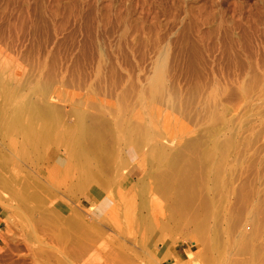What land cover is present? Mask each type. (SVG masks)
<instances>
[{
    "label": "rangeland",
    "instance_id": "obj_1",
    "mask_svg": "<svg viewBox=\"0 0 264 264\" xmlns=\"http://www.w3.org/2000/svg\"><path fill=\"white\" fill-rule=\"evenodd\" d=\"M129 1L0 0V264H264V0ZM29 98L62 114L34 149L5 126ZM191 155L198 206L174 216L160 175Z\"/></svg>",
    "mask_w": 264,
    "mask_h": 264
},
{
    "label": "bare ground",
    "instance_id": "obj_2",
    "mask_svg": "<svg viewBox=\"0 0 264 264\" xmlns=\"http://www.w3.org/2000/svg\"><path fill=\"white\" fill-rule=\"evenodd\" d=\"M131 1V5L132 6H134V4L137 2V1H135V0H130ZM129 1V2H130ZM145 1V0H144ZM147 1V0H146ZM145 1V2H146ZM138 2H139V0H138ZM141 2V1H140ZM144 3V2H143ZM143 7L145 6V4L143 5L142 3H140ZM129 5V4H128ZM138 5V4H137ZM140 5V6H141ZM23 6V5H22ZM139 6V5H138ZM141 6V7H142ZM131 8H133V7H131ZM135 8H138L136 5H135ZM135 8H134V10L133 9H130V10H133V11H136L135 10ZM128 10H129V8H127ZM143 9V8H142ZM144 9H146L145 7H144ZM140 10V9H139ZM149 10V9H148ZM139 12V11H138ZM130 13V12H129ZM129 13H127V14H129ZM134 13V12H133ZM136 13V12H135ZM143 12H141V14H142ZM145 14V13H144ZM130 16V15H129ZM131 17V16H130ZM142 17H143V15H142ZM141 17V18H142ZM144 18V17H143ZM153 18V17H152ZM159 19V18H158ZM131 20V19H130ZM129 20V21H130ZM138 20V19H137ZM139 20H142V19H139ZM128 21V22H129ZM157 21V20H156ZM132 22H133V19H132ZM134 22H135V20H134ZM140 22V21H139ZM152 22V21H151ZM136 23V22H135ZM137 23H138V21H137ZM136 23V24H137ZM156 23V22H155ZM130 24H131V22H130ZM139 24V23H138ZM137 24V25H138ZM157 24V23H156ZM129 25V24H128ZM141 25V24H140ZM139 25V26H140ZM136 26V25H135ZM142 26V25H141ZM147 26V25H146ZM154 26V25H153ZM152 26V27H153ZM136 27H138V26H136ZM138 28H140V27H138ZM143 28V27H142ZM141 28V29H142ZM151 28V27H150ZM144 29V28H143ZM147 29V28H146ZM155 29V28H154ZM140 30V29H139ZM148 30V29H147ZM145 31V30H144ZM142 32V33H145V32ZM147 32V31H146ZM147 34V38L149 37V31H148V33H146ZM144 38H146V37H144ZM144 38H142V39H144ZM146 38V39H147ZM149 39H150V37H149ZM153 41V40H152ZM156 42V41H155ZM161 54V53H160ZM159 73V72H158ZM4 74V73H3ZM160 75V74H159ZM160 78H161V76H160ZM158 80H160V79H158ZM157 82V79H155V81H154V84L152 85L153 87L151 88V89H153V91L157 94V91H158V89L160 88H158V86H159V84H157L156 83ZM5 86V85H4ZM1 87H3V84H2V80H1V78H0V88ZM5 88H6V86H5ZM6 90H8L7 88H6ZM6 90H3L4 91V93H6ZM0 91H1V89H0ZM151 92H152V90H151ZM153 92V93H154ZM158 92H160V91H158ZM164 92V91H163ZM47 93V92H46ZM50 93V92H49ZM154 93V94H155ZM155 94V95H156ZM9 95H10V92H9ZM157 95H161V94H157ZM33 96V95H32ZM39 96V95H38ZM40 97V96H39ZM8 98V97H7ZM6 98V99H7ZM42 98V97H41ZM6 99H5V103L4 104H6ZM21 99V98H20ZM153 99H155L154 98V96H153ZM10 102V100L9 101H7V103H9ZM42 102V101H41ZM43 103V102H42ZM41 104V103H40ZM5 106V105H4ZM3 106V107H4ZM13 110H12V112H10V114L11 115H9L10 117H9V119H6L7 120V122H5V126H7L8 128L10 127V130H12V132H14L16 129L15 128H17L18 130L17 131H19V132H21V136L24 138V140L26 141V142H29L30 144H31V149H34L35 147H37L38 145H41L42 143H44V141L45 140H49L51 137H52V135H53V133H54V135L56 134V131H57V129H56V131H53V130H55V128L57 127V126H59L58 125V122H57V120H58V117L60 116V115H62L61 114V112H59L60 110L59 109H57L56 108V106H53V105H51V104H44V105H42V106H39L38 105V103L36 102V101H33V100H30V98L29 99H25V100H22V101H16V103H14L13 104ZM59 106V105H58ZM138 108V107H137ZM2 109V108H1ZM5 109V108H4ZM9 109V108H8ZM59 110V111H58ZM146 110V109H145ZM2 111V110H1ZM11 111V110H10ZM125 111V110H124ZM5 113V112H4ZM148 113H149V111H148ZM6 114V113H5ZM66 114V113H65ZM115 114V113H114ZM218 115V114H217ZM126 116V115H125ZM26 117H28V118H26ZM36 118H39V119H42L43 120V123L42 124H44V125H42L41 123H40V125L42 126H40L39 127V129H37L34 125H33V121L31 120V119H33L34 121H36V123H38L37 122V120H35ZM4 121V120H3ZM38 121H40V120H38ZM156 121V120H155ZM55 122L57 123V125L55 124ZM63 122V121H62ZM65 123V122H64ZM69 123V122H68ZM136 123V122H135ZM39 124V123H38ZM54 124L56 125V127L54 126ZM61 124V123H60ZM37 125V124H36ZM77 125V124H76ZM119 125H120V123H119ZM144 125V124H143ZM70 126V125H69ZM90 126H91V124H90ZM38 127V126H37ZM55 127V128H54ZM92 127V126H91ZM95 127V126H94ZM145 127V126H144ZM143 127V128H144ZM151 127V126H150ZM12 128V129H11ZM93 128V127H92ZM127 128V127H126ZM135 128V127H134ZM137 128V127H136ZM136 128H135V130H136ZM139 128V127H138ZM143 128H139L138 130H139V132H141V130H142V133H138L137 131H135V130H130V131H132V132H130V137H131V139H134V141H132L131 139H130V141H132L133 143H136V144H138L137 143V141L139 140L140 141V139H142V137H143V143L145 144L146 142H147V140H144V138L145 139H148V138H151V136L153 135L152 133L153 132H151V130H149V128L147 129V128H145V129H143ZM72 129V128H71ZM90 129V128H89ZM89 129H87V128H85L84 127V124H80L79 126H76V129H74V127H73V131L72 130H70V131H72L70 134H71V136H69L68 134H67V136H69V137H71L72 138V142L70 141L71 139H69V141L71 142V143H73L72 145V149H71V154H72V157H79V158H81L82 159V161L81 160H79V161H81L82 163L81 164H83V166L86 168L87 166V168H89V167H91V166H89L88 164L90 163V160H89V158L88 157H90V156H88V154H87V150H85L84 148H83V146L81 145V143H82V139H80V138H82L84 135H87L86 133L89 131ZM121 129V128H120ZM14 130V131H13ZM62 130V129H61ZM66 130V129H65ZM93 130V129H92ZM155 130H157V129H155ZM58 131H60V130H58ZM64 131V130H63ZM62 131V132H63ZM135 131V132H134ZM19 132H15V133H19ZM64 132H67V130L66 131H64ZM68 132H69V129H68ZM92 132H94V130L92 131ZM97 132V131H96ZM95 132V133H96ZM100 132V131H99ZM156 132V131H155ZM154 132V133H155ZM60 133V132H59ZM95 133L93 134V135H95ZM102 133V132H101ZM132 133V134H131ZM136 133H138V135H141L142 137L140 138V136H138ZM62 134V133H61ZM89 134H91V130H90V133ZM88 134V135H89ZM133 134L135 135L136 134V136L139 138H136V137H134V138H132V136H133ZM157 135H159L158 133H156ZM161 134V133H160ZM19 135V134H18ZM58 135V134H57ZM60 135V134H59ZM63 135H64V133H63ZM92 135V134H91ZM101 135V134H100ZM103 135H105V134H103ZM128 135V136H129ZM132 135V136H131ZM157 135L155 136V137H157ZM20 136V135H19ZM163 136V135H162ZM55 137H59V136H55ZM55 137H53V138H55ZM85 137H89V136H85ZM94 137V136H93ZM96 137V136H95ZM52 138V139H53ZM75 138H76V140H77V138H79L80 139V142L79 143H77L76 144V140H75ZM84 138V137H83ZM128 139H129V137H127ZM164 138V137H163ZM13 139V138H12ZM57 139V138H56ZM63 139V138H62ZM61 139V140H62ZM87 139V138H86ZM98 139V138H97ZM108 139V138H107ZM128 139H127V141H128ZM138 139V140H137ZM155 139V138H154ZM64 140V139H63ZM96 140V139H95ZM99 140V139H98ZM135 140H137L136 142H135ZM25 141H23L22 140V142H25ZM50 141V140H49ZM56 141H58V140H56ZM100 141V140H99ZM144 141H146V142H144ZM148 141H149V139H148ZM172 141V140H171ZM21 142V143H22ZM47 142V141H46ZM61 142V141H60ZM60 142H58L59 144H60ZM69 142V143H70ZM94 142V141H93ZM97 142V141H96ZM28 143V144H29ZM70 143V144H71ZM85 143V142H84ZM100 143V142H99ZM128 143H131V142H128ZM142 143V140H141V142H139V144H138V146L137 147H135L136 149H138V147H139V145ZM142 143V144H143ZM148 143V142H147ZM147 143H146V145H147ZM150 143V142H149ZM152 143H154V142H152ZM161 143V145L163 144V142H160ZM27 144V145H28ZM97 144H98V142H97ZM101 144H103V143H101ZM140 145L141 147H139L140 149L143 147V145ZM190 144V143H189ZM214 144V143H213ZM19 145V144H18ZM22 145H25L24 143L22 144ZM66 145H67V143H66ZM127 145H129V144H127ZM26 146V145H25ZM48 146H50V145H48ZM96 146H98V145H95V147ZM130 146V145H129ZM145 146V145H144ZM203 146V145H202ZM214 146H216L215 148H216V150H215V148H213L215 151H216V153H220V151H222V149H223V146H221L220 147V145H214ZM29 147V146H28ZM27 147V148H28ZM45 147H46V145H45ZM94 147V148H95ZM99 147H101V146H99ZM98 147V148H99ZM107 147V146H106ZM128 147V146H127ZM146 147V146H145ZM150 153H151V157L153 156L152 154H154V157L156 158V156L157 157H160V158H162V154L164 153V146H159V144L158 143H155V145L153 144H151L150 145ZM181 147V146H180ZM230 147V146H229ZM24 148V147H23ZM48 148V147H47ZM65 148V147H64ZM108 148V147H107ZM149 148V147H148ZM197 148V147H196ZM29 149V148H28ZM45 149V148H44ZM87 149V148H86ZM92 149V148H91ZM110 149V148H109ZM108 149V150H109ZM140 149H138V151L140 150ZM194 149H195V147H194ZM23 150V149H22ZM36 150H38L37 148H36ZM95 150V149H94ZM101 150V149H100ZM118 150V149H117ZM141 150H144V148L143 149H141ZM166 150V149H165ZM196 150V149H195ZM28 151V150H27ZM98 151H99V149H98ZM145 151V150H144ZM25 152H26V150H25ZM24 152V153H25ZM31 152V151H30ZM109 153H110V151H108ZM105 153V154H107V156H108V154L109 153ZM36 153V152H35ZM90 153V152H89ZM139 153H140V151H139ZM142 153V152H141ZM140 153V154H141ZM212 152H210L209 151V153H208V155L207 154H205L204 156H206V158L208 157V160H210V159H212L213 157H214V152L211 154ZM218 153V154H219ZM224 153V152H223ZM222 153V154H223ZM28 154V153H27ZM65 154V153H64ZM110 154H112V153H110ZM109 154V156L108 157H110L111 155ZM114 154H115V152H114ZM113 154V155H114ZM117 154V153H116ZM145 154H147L146 152H145ZM145 154H144V156H145ZM179 154V153H178ZM184 154V153H183ZM190 154V153H189ZM192 154H195L196 156H197V154L196 153H192ZM203 154V153H202ZM29 155V154H28ZM99 155V154H98ZM164 155V154H163ZM27 156V155H26ZM88 156V157H87ZM106 156V155H105ZM174 156H176V155H174ZM180 156V155H179ZM204 156H202V157H204ZM211 156H212V158H211ZM36 157V156H35ZM177 157V156H176ZM174 158L173 160L171 159L170 161H171V163H170V161H169V163H170V170H171V167L173 168L172 170L174 171L176 168H177V166H176V163L179 161L178 160V158ZM183 157V156H182ZM189 157H191V158H193L192 157V155L191 156H189ZM201 157V158H202ZM112 158V157H111ZM114 158V157H113ZM165 158V157H164ZM115 159V158H114ZM118 159V158H117ZM163 159V158H162ZM194 159V158H193ZM192 159V160H193ZM195 159H197V158H195ZM193 160L194 162H192V160H191V162L189 161V158H188V161L190 162V163H193V164H189V166L187 165H184L183 167L185 168V170L183 169V167H182V169L180 170V171H183V172H179V170L177 171L176 170V172H179V175H180V178H179V176H178V178H176V176L178 175V173H176L175 171H174V175H176V176H174L173 174H172V172L173 171H165L164 173H161V175H160V179H161V181L158 183V186H160L161 187V189H162V192H164V193H166L167 194V192L168 191H170L171 192V189H173V188H175L177 191H175V198H176V200H174L175 202H172V204L174 203V205H170L171 206V208H170V210H171V214H173L174 216H175V213H177V214H182V215H185V213L187 214V212H184L183 213V211H187V209L186 208H190L195 202V200H197V199H195L196 197H198L197 196V194L196 193H194V191H197V189H195L194 187H196V186H198V185H196V184H198V183H194L195 181H193L194 179H192V177H191V175L194 173H192L191 171L192 170H194L195 168H192L193 167V165H194V163H195V165L197 164V161L196 160ZM202 159H204V158H202ZM37 160V159H36ZM75 160V159H74ZM77 160V159H76ZM75 160V161H76ZM178 160V161H177ZM207 160V159H206ZM205 160V161H206ZM214 160V159H213ZM107 163H108V161L109 160H105ZM112 161V160H111ZM128 161H129V159H128ZM128 161H127V163H128ZM187 161V162H188ZM200 161V160H199ZM202 161V160H201ZM114 162H116V161H114ZM92 163V162H91ZM126 163V162H125ZM158 163V162H157ZM168 163V162H167ZM199 163V162H198ZM210 163V162H209ZM74 164V163H73ZM106 164V163H105ZM201 164V163H200ZM199 164V165H200ZM203 164V163H202ZM202 164H201V166H202ZM191 165V166H190ZM195 165H194V167H195ZM204 165V164H203ZM219 165H221V163L219 164ZM78 166V165H77ZM125 166H127V165H125ZM198 166V165H197ZM201 166H200V168H201ZM205 166V165H204ZM206 167H209V166H206ZM217 167V166H216ZM87 168H86V172H85V177L83 178V180L84 181H86V183H92L91 181H93L92 180V177L87 173ZM179 168V167H178ZM187 168V169H186ZM190 168H192V170L190 169ZM199 168V169H200ZM180 169V168H179ZM191 171H190V170ZM203 169V168H202ZM201 169V172L202 171H204V170H206V169H204V170H202ZM197 170V169H196ZM84 171V170H83ZM198 171H200V170H197V172ZM208 171V170H207ZM191 172V173H190ZM91 173V172H90ZM171 175H170V174ZM200 173V172H199ZM197 174L196 173V175H202V173L201 174ZM64 174V173H63ZM81 174H83V173H81ZM189 174H191V175H189ZM219 174V173H218ZM65 175V174H64ZM194 175V174H193ZM196 175H195V180H196V182H198L199 181V179L197 180L196 178L198 177H196ZM110 176V175H109ZM171 176V177H170ZM173 177V178H172ZM200 177V176H199ZM198 177V178H199ZM155 178H156V176H155ZM172 178V179H171ZM174 178H176V180L177 181H179V183H177L176 181H175V179ZM102 179V178H101ZM156 180V179H155ZM193 181V182H192ZM95 182V181H94ZM93 182V183H94ZM97 182V181H96ZM92 183V184H93ZM108 183V182H107ZM194 183V184H193ZM81 184V183H80ZM97 184V183H96ZM192 184L194 185V187L192 186ZM87 185V184H86ZM196 185V186H195ZM201 185V184H200ZM110 187V186H109ZM205 187V186H204ZM209 187V186H208ZM214 187V186H213ZM130 188V187H129ZM206 188V187H205ZM160 189V188H159ZM160 189V190H161ZM158 191V193L160 194V192L161 191ZM199 190V189H198ZM156 191V190H155ZM203 191V190H202ZM169 192V193H170ZM158 194V195H159ZM165 194V195H166ZM194 194L196 195V197L194 196ZM39 195V194H38ZM161 195V194H160ZM168 195V194H167ZM199 195V194H198ZM126 196V195H125ZM162 196H164L163 194L161 195V197ZM169 196H170V194H169ZM169 196H166V197H168V199H169ZM201 196V195H200ZM34 197V196H33ZM38 197V196H37ZM40 197V196H39ZM165 197V196H164ZM163 197V198H164ZM165 197V198H166ZM31 198V197H30ZM162 198V199H163ZM170 199H171V196H170ZM193 199H195L194 201H193ZM165 200V199H164ZM200 201H201V199H200ZM157 202H159V200H157ZM156 202V203H157ZM205 202V201H204ZM160 203H162V202H160ZM168 203V202H167ZM193 203V204H192ZM197 203H198V201H197ZM202 203V202H201ZM207 203L208 202H206V203H204L205 204V207H209L208 205H209V203H208V205H207ZM165 204H166V200H165ZM169 204V203H168ZM192 204V205H191ZM196 204V203H195ZM203 204V205H204ZM159 204H157V206H158ZM197 205V204H196ZM195 205V206H196ZM202 205V204H201ZM160 207L157 209L158 211H162V208L163 207H165L164 206V204H163V206L160 204L159 205ZM173 206V207H172ZM195 206H193V208L195 209ZM198 206V205H197ZM148 208V207H147ZM188 208V209H189ZM197 208H200V207H196V209ZM192 208H190V210H191ZM201 209V208H200ZM205 209V208H204ZM192 211H193V209H192ZM173 212V213H172ZM194 212H196L195 213V216L197 217V211L196 210H194ZM160 213V212H159ZM191 213H193V212H191ZM151 214V213H150ZM170 214V215H171ZM180 214V215H181ZM169 215V214H168ZM181 215V216H182ZM193 215V214H192ZM199 215H200V213H199ZM180 216V217H181ZM189 216H191L190 215V213H189ZM188 216V217H189ZM173 217V216H172ZM179 217V216H178ZM185 217V216H184ZM198 218V217H197ZM197 218H195V219H197ZM174 219H175V217H174ZM185 219H186V217H185ZM164 220V219H163ZM181 220V219H180ZM188 220H190L191 221V219H187V222H189ZM192 220H194V219H192ZM162 221V220H161ZM183 221H184V219H183ZM197 221V220H196ZM180 222V221H179ZM192 222V221H191ZM194 222V221H193ZM192 222V223H193ZM190 223V222H189ZM188 223V224H189ZM199 223V222H198ZM166 224V223H165ZM187 224V223H186ZM186 224H185V227H186ZM190 225H191V223H190ZM166 226V225H165ZM165 226H164V228H165ZM188 226V225H187ZM168 227V226H167ZM200 227H201V225H200ZM162 228V227H161ZM160 228V229H161ZM163 228V229H164ZM169 229V228H168ZM201 229V228H200ZM167 230V229H166ZM162 231V230H161ZM164 232V231H163ZM263 258V257H262Z\"/></svg>",
    "mask_w": 264,
    "mask_h": 264
},
{
    "label": "crops",
    "instance_id": "obj_3",
    "mask_svg": "<svg viewBox=\"0 0 264 264\" xmlns=\"http://www.w3.org/2000/svg\"><path fill=\"white\" fill-rule=\"evenodd\" d=\"M102 205V204H101Z\"/></svg>",
    "mask_w": 264,
    "mask_h": 264
}]
</instances>
